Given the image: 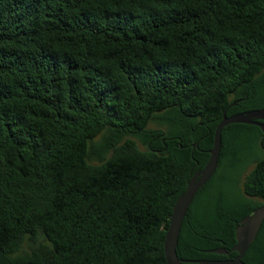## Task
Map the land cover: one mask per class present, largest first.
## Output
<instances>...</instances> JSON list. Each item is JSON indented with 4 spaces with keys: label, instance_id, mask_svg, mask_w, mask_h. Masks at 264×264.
Here are the masks:
<instances>
[{
    "label": "trees",
    "instance_id": "1",
    "mask_svg": "<svg viewBox=\"0 0 264 264\" xmlns=\"http://www.w3.org/2000/svg\"><path fill=\"white\" fill-rule=\"evenodd\" d=\"M263 69L264 0H0V264H166L172 204L222 113L264 109ZM220 136L186 264L233 257L264 204V131ZM242 260L264 264V215Z\"/></svg>",
    "mask_w": 264,
    "mask_h": 264
},
{
    "label": "water",
    "instance_id": "2",
    "mask_svg": "<svg viewBox=\"0 0 264 264\" xmlns=\"http://www.w3.org/2000/svg\"><path fill=\"white\" fill-rule=\"evenodd\" d=\"M253 119H264V109H248L235 112L230 115L222 113L221 119L216 124L212 133L211 147L208 149V160L205 166L194 172L186 183L184 191L175 199L169 215L168 223L163 235L162 250L166 264H186L180 260L175 253L178 232L184 213L198 188H200L212 175L217 165L221 147L220 131L222 127L230 123H256ZM264 131V126L256 123ZM264 215V204L252 210L247 216L238 222L235 230L236 244L233 250L236 254L231 258L223 259H203L191 261L190 264H247L242 260V256L252 240L258 224ZM225 253L223 250H219Z\"/></svg>",
    "mask_w": 264,
    "mask_h": 264
},
{
    "label": "rangeland",
    "instance_id": "3",
    "mask_svg": "<svg viewBox=\"0 0 264 264\" xmlns=\"http://www.w3.org/2000/svg\"><path fill=\"white\" fill-rule=\"evenodd\" d=\"M148 127L150 128H157V126L155 125L154 122H149L148 124ZM100 138V135H97L95 138H94V141H97L98 139ZM138 147L139 148H143L140 144H138ZM263 154H264V151H263ZM252 167V164H248L245 168V170L242 172V174L240 175V180L243 178L242 176L248 171L250 170V168Z\"/></svg>",
    "mask_w": 264,
    "mask_h": 264
},
{
    "label": "flooded vegetation",
    "instance_id": "4",
    "mask_svg": "<svg viewBox=\"0 0 264 264\" xmlns=\"http://www.w3.org/2000/svg\"><path fill=\"white\" fill-rule=\"evenodd\" d=\"M263 71H264V69H263ZM261 81H264V80H261ZM243 111H244V110H243ZM239 112H240V111H239ZM260 120H264V119H256V120L253 119L254 122H256V123H260V124H261L262 122H260ZM247 165H248V164H247Z\"/></svg>",
    "mask_w": 264,
    "mask_h": 264
}]
</instances>
